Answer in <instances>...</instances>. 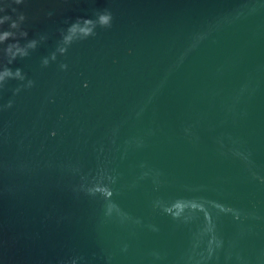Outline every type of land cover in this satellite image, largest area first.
Returning <instances> with one entry per match:
<instances>
[{
    "label": "water",
    "instance_id": "water-1",
    "mask_svg": "<svg viewBox=\"0 0 264 264\" xmlns=\"http://www.w3.org/2000/svg\"><path fill=\"white\" fill-rule=\"evenodd\" d=\"M0 24L43 41L0 112V264H264V0H0Z\"/></svg>",
    "mask_w": 264,
    "mask_h": 264
},
{
    "label": "clouds",
    "instance_id": "clouds-1",
    "mask_svg": "<svg viewBox=\"0 0 264 264\" xmlns=\"http://www.w3.org/2000/svg\"><path fill=\"white\" fill-rule=\"evenodd\" d=\"M81 19H83L86 23L90 20L89 17H78L74 22L70 23L66 29L63 28L62 31L65 33H75L79 27V21ZM100 19L103 24H107L111 27L113 25L114 15L109 10L108 15L102 16ZM0 26H3V24H0ZM10 31V29H0V32L4 33V36L0 37V45H4V47H0V98H2L4 90L8 89L10 81H17L18 83L11 89L13 98L8 99L6 103H0V112L11 109L16 102L15 97L17 95H19L22 91L32 89L35 86L36 81L30 78L22 68L17 67L13 69L11 65L17 59L29 57L32 52L37 49L39 44L43 42H38L37 38L28 39L29 33L27 30L22 36L15 38L10 37ZM79 31L82 35L78 37L75 43L97 36V33L89 28L79 27ZM61 38L66 39L67 37L65 36ZM16 44H19V47H16L15 51H13V45ZM68 51L69 49H59V46L57 45L56 49L52 51L50 55L42 58V66H49L52 62L57 61L58 57L66 56ZM59 67L63 70H67L68 64L61 62ZM126 247L127 246H125V248Z\"/></svg>",
    "mask_w": 264,
    "mask_h": 264
}]
</instances>
